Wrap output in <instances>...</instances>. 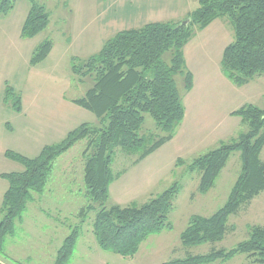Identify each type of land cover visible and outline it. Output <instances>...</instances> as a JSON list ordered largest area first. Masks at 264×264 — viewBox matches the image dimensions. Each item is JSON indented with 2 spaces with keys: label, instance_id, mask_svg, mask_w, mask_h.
I'll return each instance as SVG.
<instances>
[{
  "label": "rangeland",
  "instance_id": "374dc122",
  "mask_svg": "<svg viewBox=\"0 0 264 264\" xmlns=\"http://www.w3.org/2000/svg\"><path fill=\"white\" fill-rule=\"evenodd\" d=\"M37 1L45 5L50 22L35 37L20 35V25L22 27L25 22L31 0H16L8 14L0 12V25L7 29V33H3V41L0 36V83L7 80L9 86L21 94L26 112L25 115H17L19 119L10 115L0 117V173L23 169L22 163L4 155L5 150L36 157L46 145L59 143L67 136L55 134L62 128L60 125L48 129L49 125L64 121L66 109L60 100L63 97L81 98L94 83L93 75L81 77L73 73L74 58L78 65L84 64L118 32L142 25L136 21L175 22L178 9L185 7V4L180 5V0H164L163 5L160 0H152L151 13L146 9L143 16L135 18V24L129 26L130 0ZM198 5L193 1L191 7L196 9ZM187 19L184 16L177 22ZM219 20L225 25L216 23L219 25L215 24L212 31L205 34L200 58V61L204 60L207 71L213 70L207 92L202 89L199 93L198 89L193 98H186L184 75H175L177 88L182 98L185 97L186 112L174 137L138 165L135 164L137 154L128 153L121 147L115 150L112 169L115 175L122 173L111 185L107 206L144 204L178 182L181 190L168 218L171 228L149 236L131 257L103 250L93 233L96 212L92 211L84 222L79 216L80 210L90 201L84 181L83 152L87 139H81L57 158L44 192L34 193V200L29 202L23 216L16 220L14 234L5 239V255H0L1 264H55L59 248L76 227L80 231L79 239L66 264H163L190 255L233 249L250 237L251 226L264 225L263 191L229 217L228 225L233 228L222 241L195 246H185L181 241V234L193 216L209 217L227 203L241 171L242 153H232L206 194L199 191L201 173L188 171V166L199 156L217 148L221 140L230 141L247 131V125L236 126L238 121L230 114L231 110L254 101L264 107V96L259 94L264 91V82L253 81L240 93L235 91L236 87L224 86L216 80L214 72L216 69L221 72L222 58V54L219 58L216 52L235 39L229 17ZM192 29L198 30L195 25ZM45 40L53 42L51 54L39 64L32 65L36 47ZM198 52L196 48L191 55L192 60L197 61ZM171 56V51H168L163 58L169 62ZM2 97L3 92L0 91V102ZM11 99L13 101V97ZM198 101L203 102L198 104ZM85 112L77 114V121L70 122L72 129L84 123L101 125L95 113ZM144 116L140 134L147 136L149 142L166 134L149 113ZM10 125L14 131H10ZM261 158L264 160V151ZM4 182L8 185L7 180ZM4 189L0 186V218ZM211 264H247V258L244 254H237L227 261Z\"/></svg>",
  "mask_w": 264,
  "mask_h": 264
},
{
  "label": "trees",
  "instance_id": "16d2710c",
  "mask_svg": "<svg viewBox=\"0 0 264 264\" xmlns=\"http://www.w3.org/2000/svg\"><path fill=\"white\" fill-rule=\"evenodd\" d=\"M16 0L0 1V12L8 14ZM198 7L189 14L188 24L180 22H149L139 28L118 32L101 51L84 64L72 65L75 75L94 76V83L86 94L73 102L95 113L101 125L89 123L68 132L59 143L46 145L36 157H27L6 150L5 155L23 165L20 171L2 173L9 186L3 196L0 218V255H5V239L14 234L16 220L21 218L34 193L44 192L49 175L58 157L81 139H87L84 181L89 203L79 213L84 222L95 211L93 233L105 251L124 257L134 256L149 236L171 228L168 218L174 201L180 193L178 182L144 204L107 206L111 184L120 177L114 174L112 164L115 150L121 147L137 154L140 162L174 137L185 117V105L177 88L175 75H184L185 91L193 87V73L186 66L184 47L197 29L209 26L215 19L229 17L235 39L224 50L221 67L236 85L249 83L264 74V0H198ZM50 22L45 5L31 0V8L22 26L23 37H35ZM53 49V42L39 44L31 58L37 65ZM171 51V59L163 56ZM13 97V101L12 98ZM4 101L17 112L22 111V96L7 86ZM149 113L166 134L149 142L140 130ZM242 117L247 131L196 158L188 171H199V191L206 194L227 165L235 151L242 153L240 174L230 192L227 203L209 217L195 215L181 234L185 246L222 241L233 227L229 217L250 203L264 191V108L246 104L232 113ZM250 237L233 249L214 250L208 254L190 255L163 264H211L227 261L244 254L247 264H264V225L251 226ZM79 228L69 234L59 248L55 264H66L74 253L79 239ZM1 264V263H0Z\"/></svg>",
  "mask_w": 264,
  "mask_h": 264
},
{
  "label": "crops",
  "instance_id": "0c3cea01",
  "mask_svg": "<svg viewBox=\"0 0 264 264\" xmlns=\"http://www.w3.org/2000/svg\"><path fill=\"white\" fill-rule=\"evenodd\" d=\"M193 1H194V4L196 5L198 0H180L179 3L180 5H183L185 4V7L182 9V7H180L177 11V15H176V21L177 22L179 20V18H183L184 16H189V14L191 12H193L195 9H192L191 5L193 4ZM161 4L163 5V2L164 0H160ZM153 1L152 0H130L129 1V26H132L133 24H135L133 22V20L135 18H138L140 16H143V12L148 9V11L151 13L152 10H150V7H153ZM187 6V7H186ZM157 8H160L159 6ZM197 8V7H196ZM29 13V12H28ZM28 15V14H27ZM222 18V17H220ZM219 18V19H220ZM218 19V18H217ZM215 19L209 26H207L206 28H203V29H198L194 32V34L192 35V37L189 39L188 43L186 44V46L184 47V55H185V59H186V66L187 68L193 73V76H194V82H193V87L190 91H185V97L187 98L188 96L191 98H193L194 95H196V92L197 90L199 91V93H202V89L205 91V93L207 92L208 88L211 86V82H212V79H211V74L213 73V70L211 72L207 71L204 67V60L200 61L201 59V55H202V52H203V48H204V44H205V41H204V37H205V34H207L208 32H211L214 25L216 23H222L220 22V20L218 19ZM141 22H145V21H136V23H140L142 24L141 26L149 23H141ZM150 22H156V21H150ZM180 22V21H179ZM224 23V22H223ZM222 23V24H223ZM138 24V25H140ZM216 25H219V24H216ZM225 25V23H224ZM23 26V25H22ZM139 26V27H141ZM139 27H131V28H139ZM20 35H21V31H22V27L20 25ZM129 28V29H131ZM93 32H95V30H93ZM3 33H7V29L4 25H0V36H1V40L3 41ZM9 38V37H8ZM11 39H15V37H12L11 36ZM227 46V45H226ZM199 49V52L196 54L197 56V61L196 59L195 60H192L191 58V55L195 53V49ZM225 46L223 48H220L217 50V54L219 55V58L222 54V57H223V53H224V50H225ZM53 50V49H52ZM52 52V51H51ZM50 52V54H51ZM49 54V55H50ZM48 55V56H49ZM221 61H222V58H221ZM221 61H220V69H221V72H219L218 69H216V71L214 72L215 74V78L216 80H218L219 82H221L224 86L227 85H231L233 87H236L235 91L236 92H243L242 89H244V87H247L248 84L252 83L253 81H262L264 82V74H261V75H257L255 76L249 83L245 84V85H242V86H239V85H236L235 83H233L225 74L224 72L222 71V67H221ZM218 82V83H219ZM217 83V84H218ZM233 83V84H231ZM9 86L8 84V81L7 80H4L3 82L0 83V91L3 92V97L1 99V102H0V117H3L4 115H10L12 116L13 118L15 119H19V116L17 115H25V108H24V103H23V100H22V111L21 112H17L15 111L14 109L11 108V106H7L5 103H4V94H5V90H6V87ZM92 87V86H91ZM185 90V89H184ZM261 96H264V91H261V93H259ZM193 95V96H192ZM184 97V99H185ZM262 98V97H261ZM184 99H183V103H184ZM74 99H69V98H66V97H63L61 100H60V104L61 106H63L65 109H66V113L63 115V120L62 122H59L58 124L56 123L55 125H49L48 126V129H52L54 128L55 126H58L60 125L62 128L61 129H58L55 134H57L59 137H63V136H66L68 134L69 131L72 130V127H70V122H75L77 121V114L81 113V114H85V108L77 105L76 103L73 102ZM203 101H198V104L202 103ZM197 104V105H198ZM251 104H254V105H257L259 107H261V105H259L258 101H254L253 103ZM185 105V104H184ZM239 108V107H238ZM261 108H264L263 106ZM85 109V110H83ZM185 109H186V105H185ZM238 109H234V110H231L230 111V114L232 116H234V119H237L238 123H237V127L241 126V125H246L245 122H243V120L237 116V115H233L232 113L234 111H236ZM183 123V122H181ZM182 125V124H181ZM181 127V126H180ZM238 127V128H239ZM9 128L11 129L10 131H14V127L12 125L9 126ZM237 128V129H238ZM247 129H248V126H247ZM11 133V132H10ZM233 133H231V135L229 136H232ZM228 138V137H227ZM225 140V139H224ZM224 140H221L220 142L224 141ZM164 146V145H163ZM163 146H161L159 149H157L155 152L159 151ZM264 151V148L262 150V152ZM6 152V150H5ZM5 152H4V155H5ZM153 152V153H155ZM262 152H261V156H262ZM152 153V154H153ZM152 154H150L149 156H151ZM63 155V154H62ZM6 156V155H5ZM147 156V158L149 157ZM145 158V159H147ZM144 159V160H145ZM144 160L140 161V162H135L136 165L140 164L141 162H143ZM85 166V164H84ZM22 170V168L20 169H14V171H20ZM122 173V172H120ZM2 173H0V186L1 187H4V193H3V196L5 194V190H7L8 186H9V183L8 185H6V183L4 181H6L4 178H1ZM48 183V182H47ZM112 185V184H111ZM111 188V186H110ZM3 200V198H2Z\"/></svg>",
  "mask_w": 264,
  "mask_h": 264
},
{
  "label": "water",
  "instance_id": "95a60500",
  "mask_svg": "<svg viewBox=\"0 0 264 264\" xmlns=\"http://www.w3.org/2000/svg\"><path fill=\"white\" fill-rule=\"evenodd\" d=\"M190 22V19L184 20V23L188 24Z\"/></svg>",
  "mask_w": 264,
  "mask_h": 264
}]
</instances>
